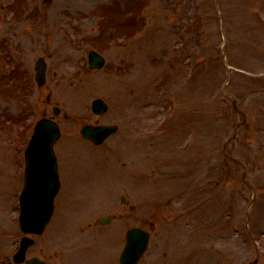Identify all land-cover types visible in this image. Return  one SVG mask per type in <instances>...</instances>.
I'll return each instance as SVG.
<instances>
[{
	"label": "rangeland",
	"instance_id": "rangeland-1",
	"mask_svg": "<svg viewBox=\"0 0 264 264\" xmlns=\"http://www.w3.org/2000/svg\"><path fill=\"white\" fill-rule=\"evenodd\" d=\"M175 1L146 0L143 29L129 40H119V36L114 37L113 33H109L107 36L110 40L105 41V44L99 42L98 48L94 41L102 29L99 9L106 6L115 8L118 0L14 1V19L9 15L8 25L2 24V27L7 28L3 33L13 47L9 48V53L12 49L13 52L8 59L3 57L0 63L9 64L12 61L15 66L12 78L6 77L4 80L8 91H13L16 86L19 92H26L29 97L19 93L5 98L4 90L0 89V264H11L10 255L21 237L16 222L18 209L16 203H13L21 185L20 159L23 150L34 122L46 106V90L37 89L32 72V62L40 55L47 56V85L53 87L52 105L61 106L72 116L69 121L71 124L58 118L64 139L56 147L60 163H64L61 168L67 177L70 192L63 197L61 194L56 200L58 208L52 223L42 236L35 238L29 255L45 258L49 264H64L65 259L70 260L69 264H116L126 229L134 225L148 229L151 221H157L158 231H163L166 236L159 242L157 236L153 239L150 253L142 264H165L167 256L171 254L173 257L168 264H177L181 239L185 236L183 231L202 222L196 219L193 223L190 215L184 216L180 210L184 192L194 186L186 177L194 175L199 178L204 189L195 200V195L189 196V203L205 199L202 213L209 214V209L211 219L216 223L210 229L212 236L205 231L203 238L188 242L190 246L198 241L203 245L205 251L199 256V264H264V236L262 239L260 235L264 232V210L259 205L264 195H256L258 203L253 207L254 219L250 227L261 239L257 240V253L256 245L250 241L241 244L233 236L235 228L241 229V216L245 214L252 195L239 180L240 170L236 172L235 180H230L215 170L216 160L213 159H216L218 153L209 152L207 157L211 161H199L197 157L204 150V128L202 125L192 126L195 121L189 115L197 116L203 112L200 104L202 84L210 87L213 85L208 84L203 75L199 74L197 80L184 86L181 91L180 105L172 114L173 119L159 127L160 122L169 116L166 111V94L173 84L167 77V69L173 59V48L182 47L178 40V29L175 30L174 25L178 28L183 26L181 24L188 16L187 7L190 2L182 0L183 9L180 7L177 12L179 16H174L171 9ZM218 2L225 19L219 28L213 27L209 33V45L223 43L232 66L244 67L253 75L257 74L255 72H264V25L259 23L260 19H256L254 14L256 7H259L260 15L264 18V0H243L242 9L246 12L243 23L233 18L235 8L229 6L230 3L236 5L237 0ZM246 23L247 30L241 27ZM254 25L257 27L256 37L251 36L249 29ZM247 39L261 54L247 53L242 48L241 45ZM91 48L101 51L107 60L106 66L100 71L87 70L86 54ZM174 63L178 67L185 64L181 57ZM21 69H24L26 75L23 80L18 77ZM2 74L6 76L8 73L4 70L0 73V84L3 81ZM181 77L178 76L176 84L180 83ZM58 81L59 85L56 84ZM246 82L243 89L242 81L234 77V85L240 93L248 94V98H243L242 107L251 113L254 111L249 108L251 101H255L254 97L262 99V95L254 96V89L257 88L255 83L258 82L256 78L248 77ZM101 96L109 102L110 108L105 115L96 117L90 111V102ZM229 115L231 117L232 113L228 108L221 113L226 123ZM202 119H206L205 115ZM95 120L103 124L120 125L118 133L98 148L82 143L79 134L84 123H94ZM236 120L241 121L242 116H236ZM187 122L191 125L189 132L193 138L185 125ZM158 128L162 131L159 132ZM225 130L223 133L220 131L221 139L224 134L228 136L227 127ZM189 137L194 139L191 144ZM137 139H143L142 144L137 145L139 149L132 143ZM260 144L263 146L260 147ZM243 145L244 142L242 150ZM256 146V155L246 179L258 190L264 187V154L261 153L264 151V139ZM215 149L216 142L210 147V150ZM132 164H137V170ZM121 165H128L132 177L119 170ZM164 173L168 180L161 184L162 188L158 192L165 189L167 193L156 198L155 182L158 180L153 178ZM215 180H221L225 184L224 189L216 186ZM127 184L141 193L127 192L125 189L112 190L113 193H110L111 189L123 188ZM230 187L238 191L236 199L230 200L233 193ZM121 195H125L135 205L134 211L119 202ZM105 214H114L115 218L110 225L100 228L101 232L113 229L116 234L110 232L103 235L96 228L89 230L95 226V219ZM88 223H91V227ZM215 228L220 230L216 237ZM86 230H89L88 235H85ZM157 243H160L158 249L155 248ZM195 250L199 249L193 247L191 254Z\"/></svg>",
	"mask_w": 264,
	"mask_h": 264
},
{
	"label": "water",
	"instance_id": "water-1",
	"mask_svg": "<svg viewBox=\"0 0 264 264\" xmlns=\"http://www.w3.org/2000/svg\"><path fill=\"white\" fill-rule=\"evenodd\" d=\"M93 55V54H92ZM98 62L99 64L101 63V60L98 58ZM111 130H97V129H92V128H89V127H86L83 129V134L89 138H91L92 140H94L96 143L100 142V140L108 133L110 132ZM34 140H36V138H34ZM50 153V152H49ZM52 194L49 195L48 198H46L45 200L48 201L49 203L51 202V199H52ZM50 213V205L48 207H44V208H41V209H31L30 210V214H32V220H30V228L31 230H35L34 228L36 227H41L44 222H42V220L44 219V217ZM48 216V215H47ZM42 222V224H41ZM138 242V241H137ZM132 245L129 246V248L126 250L125 252V256L127 261L124 263V264H133V260L129 259V255L131 254L132 252ZM22 252V251H21ZM20 259H21V256H20ZM28 264H35L34 261H31V262H27Z\"/></svg>",
	"mask_w": 264,
	"mask_h": 264
}]
</instances>
